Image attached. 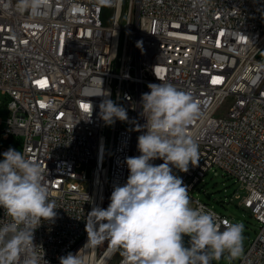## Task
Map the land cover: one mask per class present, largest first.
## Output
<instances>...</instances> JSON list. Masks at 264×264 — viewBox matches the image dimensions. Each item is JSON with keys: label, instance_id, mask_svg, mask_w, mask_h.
Here are the masks:
<instances>
[{"label": "built area", "instance_id": "built-area-1", "mask_svg": "<svg viewBox=\"0 0 264 264\" xmlns=\"http://www.w3.org/2000/svg\"><path fill=\"white\" fill-rule=\"evenodd\" d=\"M105 6L111 25L102 21ZM101 79L126 121L102 119L105 97L92 96ZM160 82L191 92L200 105L189 126L199 162L179 175L190 207L231 222L191 193L212 168L236 178L259 222L236 264H264V0H208L206 9L196 0H136L135 12L133 0H47L40 16L20 0H0L3 133L20 145L2 147L0 161L12 148L43 169L57 208L35 229L34 243L48 264L68 253L84 264H131L110 239L84 247L85 225L92 208L106 209L114 187L126 184V158L140 155L138 137L146 131L141 96ZM8 219L0 208V221Z\"/></svg>", "mask_w": 264, "mask_h": 264}, {"label": "clouds", "instance_id": "clouds-1", "mask_svg": "<svg viewBox=\"0 0 264 264\" xmlns=\"http://www.w3.org/2000/svg\"><path fill=\"white\" fill-rule=\"evenodd\" d=\"M196 3L206 9L208 0ZM20 4L40 16L47 0H20ZM102 84L92 91V96L105 97L99 105L102 119L126 121L127 111L108 98ZM148 87L150 92L141 96L146 131L138 137L140 155L126 158L129 176L126 184L114 187L109 206L93 207L88 213L84 247L110 239L126 250L131 264H211L225 253L239 258L243 223L218 221L214 213L190 207L188 186L170 167L188 172L190 164L199 162V146L189 126L200 117V105L191 92L171 83ZM2 155L0 208L10 219L0 221V264H48L42 246L34 243L35 229L42 220L51 221L57 208L43 183V169L21 151L9 148ZM155 159L164 163L154 165ZM184 237L189 238L187 246ZM60 264L84 262L78 253H68L60 257Z\"/></svg>", "mask_w": 264, "mask_h": 264}, {"label": "rangeland", "instance_id": "rangeland-1", "mask_svg": "<svg viewBox=\"0 0 264 264\" xmlns=\"http://www.w3.org/2000/svg\"><path fill=\"white\" fill-rule=\"evenodd\" d=\"M136 0H133V11L135 12ZM112 9L108 6L103 8L102 21L105 25H111L112 23ZM232 98H228L220 111L228 110ZM0 149L4 146L20 147L16 139L4 138L3 130L5 128V121L7 119V110L5 106H0ZM80 170H85L87 177L91 176V167L83 164ZM182 171L175 168L173 174L179 176ZM84 189L89 188V182L87 180L82 181ZM192 196L208 203L216 211L226 214L231 223H243V253L245 252L247 245L255 238L259 228V222L252 215L251 209L246 206L245 192L240 187V182L229 176L225 171L212 168L209 170L204 179L196 185ZM189 238L184 237L185 245L187 246ZM109 239H105L102 242L106 243ZM239 258L232 259L227 253L222 255L219 260H212L215 264H236ZM118 258V255L116 256Z\"/></svg>", "mask_w": 264, "mask_h": 264}]
</instances>
